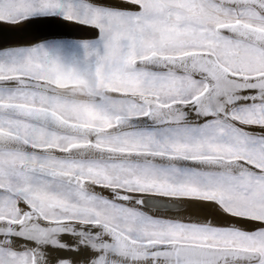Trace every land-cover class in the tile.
Here are the masks:
<instances>
[{
  "label": "snow or ice",
  "instance_id": "1",
  "mask_svg": "<svg viewBox=\"0 0 264 264\" xmlns=\"http://www.w3.org/2000/svg\"><path fill=\"white\" fill-rule=\"evenodd\" d=\"M0 264H264V0H0Z\"/></svg>",
  "mask_w": 264,
  "mask_h": 264
},
{
  "label": "water",
  "instance_id": "2",
  "mask_svg": "<svg viewBox=\"0 0 264 264\" xmlns=\"http://www.w3.org/2000/svg\"><path fill=\"white\" fill-rule=\"evenodd\" d=\"M30 32H35V31H39L38 29H32V30H29Z\"/></svg>",
  "mask_w": 264,
  "mask_h": 264
}]
</instances>
